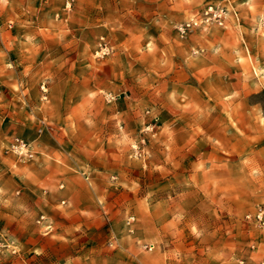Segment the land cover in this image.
Masks as SVG:
<instances>
[{"label": "crops", "instance_id": "crops-1", "mask_svg": "<svg viewBox=\"0 0 264 264\" xmlns=\"http://www.w3.org/2000/svg\"><path fill=\"white\" fill-rule=\"evenodd\" d=\"M138 2L148 7L143 18L161 24L139 35L143 41L135 47V69L141 71L140 79L121 72L118 63L106 62L87 77L61 85L67 103L106 105L104 111L89 112L109 124L66 128L57 143L43 147L39 163L8 177V240L28 250L22 258L12 257L16 264H264V231L245 219L264 211V146L256 156L254 143L248 142L246 157H240L235 132L205 125L197 128L215 143L206 147L198 141L191 153L188 139L200 131L186 125L189 117L207 116L210 97L222 98L242 84L235 60L239 38L233 31L211 29L191 34L181 45L164 41L173 38L171 25L185 20L198 2ZM145 70L158 71L157 77L149 78ZM108 95L112 98L106 103ZM226 113L217 109L212 116L222 122L238 115ZM80 114L74 108L60 111L62 117ZM152 116L161 125L157 147L165 145L168 157L151 165L174 169L165 180L152 171L147 201L137 187H126L138 179L127 174L128 164L110 140L122 136L117 124L131 132ZM199 164L215 168L192 173L190 167ZM193 176L198 189L187 185ZM32 214L46 215L43 224L55 232L53 250L33 240L39 227L31 223Z\"/></svg>", "mask_w": 264, "mask_h": 264}, {"label": "rangeland", "instance_id": "rangeland-1", "mask_svg": "<svg viewBox=\"0 0 264 264\" xmlns=\"http://www.w3.org/2000/svg\"><path fill=\"white\" fill-rule=\"evenodd\" d=\"M196 1L198 4L192 6L185 20L171 25L173 38H163L164 41L169 42L170 39L174 44L181 45L198 31H233L239 38L240 46L236 48L235 60L237 72L241 70L243 80L242 84L233 86L229 93H224V97H210L205 107L208 112L206 117L186 119V125L195 126L196 131H200L190 135L189 150L193 153L199 147L198 141L202 145L206 143V147H209V143H215L212 135L203 134L197 126H224L228 133L233 131L237 134V143L242 148L239 150L240 157H246L248 142L254 143L257 156L264 146V0ZM209 6H225L238 16L236 19L231 18L225 28L211 26L196 29L182 37L178 28ZM147 9L138 0H0V264H16L12 255L22 258L28 254L24 246L13 245L8 240L7 197L11 190L8 177L20 174L31 163H39L45 156L43 147L57 143L61 138L60 133L66 128L75 131L80 127L98 129L109 124L92 117L89 112L92 109L104 111L106 105L98 101L67 103L62 99L61 85L64 82L71 83L72 79L87 77L106 62H116L121 72L132 77L137 74L140 79L141 71L135 69V47L143 41L139 35L150 33L161 25L160 22L152 23L148 17H142V10ZM160 11L164 12L165 7ZM163 28L167 29L165 26ZM156 72L143 71L149 78L152 75L157 77ZM138 79L137 82H140ZM44 83L48 89L47 99L42 97L41 85ZM110 98L108 95L106 103H109ZM62 107L67 110L74 108L81 114L78 117H62ZM217 109L224 110V115L230 110L237 111L238 115L225 118L224 121L222 119L221 122L218 117L212 116ZM252 115L254 130L250 123ZM123 126L117 124L122 136H113L110 142L117 143V152L122 154L128 164L127 174L138 179L137 183L128 181L126 187L133 190L137 187L148 201L151 199L152 171L164 175L165 180L171 174L168 170L174 169L151 165L168 157L165 145H161L162 149L157 147V134L161 125L152 116L149 121L135 126L131 132L123 129ZM248 129L249 134L246 133ZM64 137L68 140L66 134ZM14 138L27 141L34 157L12 151L10 143ZM119 142L124 143V149H118ZM214 168L199 164L190 167V171L197 173L207 169V173H210ZM257 170L256 167V174ZM163 184L166 185V182ZM198 184L194 176L187 183L192 189H198ZM166 190L165 187L163 191ZM44 215H30L31 223L39 227V235L33 240L41 241L53 250L55 232L51 227L48 228L50 224H43L47 219ZM41 217L44 220L41 221ZM30 263L36 264V261L31 260Z\"/></svg>", "mask_w": 264, "mask_h": 264}, {"label": "built area", "instance_id": "built-area-1", "mask_svg": "<svg viewBox=\"0 0 264 264\" xmlns=\"http://www.w3.org/2000/svg\"><path fill=\"white\" fill-rule=\"evenodd\" d=\"M237 13L233 10L227 9L225 6H209L204 9L198 15H195L192 19L183 23L178 31L181 36H185L188 32L194 31L196 29L209 28L211 26H217L225 28L228 24V21L233 18H237ZM42 97L47 99L48 89L44 84L41 85ZM157 119V118H156ZM10 148L12 151L19 155H24L26 157L32 158L34 154L30 151V144L20 138H14L10 143ZM246 219L251 222L255 227L264 229V211L259 209L256 214H250ZM44 220V217H41V221ZM50 228V226H48ZM150 246L148 249H152Z\"/></svg>", "mask_w": 264, "mask_h": 264}]
</instances>
